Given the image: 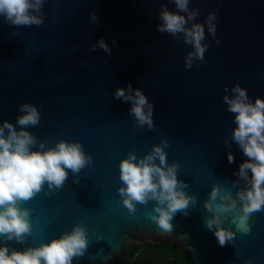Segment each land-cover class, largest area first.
Masks as SVG:
<instances>
[{"label": "water", "instance_id": "obj_1", "mask_svg": "<svg viewBox=\"0 0 264 264\" xmlns=\"http://www.w3.org/2000/svg\"><path fill=\"white\" fill-rule=\"evenodd\" d=\"M162 5L176 11L169 0H46L39 27L11 26L0 17V124L15 125L23 114L19 106L35 104L40 123L26 130L46 140V148L60 140L79 142L93 160L78 174L69 170L62 189L46 195L45 184L22 202V208L31 209L33 233L24 243L0 238V247L24 251L83 224L89 245L73 264H113L142 242L172 244L191 264H245L249 258L264 264V210L252 214L247 235L232 223L243 215L239 206L222 214L224 227L236 232L235 243L222 247L206 226L211 213L204 207L214 185L227 187L234 198L246 186L241 180L232 187L248 158L231 140L237 125L223 96L240 84L253 102L264 98V0H190V9H200L195 22L205 24L204 43L209 44L205 60L191 69L185 57L193 48L182 34L156 30ZM93 12L97 23L90 21ZM210 12L217 13L219 44L207 31ZM100 38L112 47L110 55L99 48L90 51ZM129 83L154 103V129L140 127L129 114L131 102L113 95ZM164 139L168 164L180 165L177 178L196 197L174 215L170 234H162L150 219L156 201L137 204L130 213L118 191L120 162L130 152L147 155Z\"/></svg>", "mask_w": 264, "mask_h": 264}, {"label": "clouds", "instance_id": "obj_2", "mask_svg": "<svg viewBox=\"0 0 264 264\" xmlns=\"http://www.w3.org/2000/svg\"><path fill=\"white\" fill-rule=\"evenodd\" d=\"M45 2L0 0V17H4L11 26L39 27L44 23L42 9ZM169 2L175 4L176 11H170L162 5L158 17L161 23L156 30L173 37L182 34L184 43L193 48L185 57V67L191 69L195 61L205 60V52L209 47V44L204 43L205 24L195 22L201 13L199 8L190 9V0ZM89 18L92 23L98 22L95 12ZM216 20L217 13L210 12L205 23L208 33L219 44L220 40L216 39ZM190 22L191 26H188ZM112 44L116 45L117 41L114 39ZM98 48L109 55L112 52V47L103 38L93 44L90 51ZM230 91L232 95L225 94L223 101L228 106L227 111L235 114L234 123L237 126L231 140L248 159L240 164L235 173L239 179L232 187H236L241 180L246 183L244 188L236 192L235 198L230 189L216 184L211 189L209 199L204 202L205 209L211 213L206 226L214 231L222 247L229 242L234 244L236 237V232L224 227L222 214L235 212L239 206L243 215L234 216L232 223L247 235L251 232L249 220L252 214L264 210V98L257 97L253 102L247 89L240 84H236ZM228 92L226 86L225 93ZM113 95L116 99L131 102L129 114L140 127L146 125L149 130L154 129L155 105L141 89H134L129 83L127 88H117ZM19 111L23 114L17 117L15 125L7 120L0 124V238L5 242L14 240L24 243L32 235L33 228L29 219L31 209L22 208L21 203L33 199L44 190L45 184L48 188L46 195L62 189L69 170L78 174L91 165L93 160L79 142L60 140L53 147L46 148V140L38 141L34 134L26 130L40 123L41 113L37 106L25 102L19 106ZM37 145L38 150L34 151ZM225 145L228 148L232 146L228 139ZM167 147L169 141L164 139L143 157L138 158L135 152H130L119 165L122 186L118 191L123 205L130 213H135L137 204L147 205L149 201H156L155 214L150 215V219L162 234L173 231L171 221L177 212L196 202V197L188 195L184 190L189 185L177 178L180 165L176 162L168 164ZM228 161L235 162L231 152L228 153ZM101 239L102 236L97 237V240ZM88 245L87 227L77 224L70 232L66 231L58 239L38 247H29L24 251H10L8 246L0 247V264H73L74 258L86 254ZM245 264H252L251 258Z\"/></svg>", "mask_w": 264, "mask_h": 264}, {"label": "trees", "instance_id": "obj_3", "mask_svg": "<svg viewBox=\"0 0 264 264\" xmlns=\"http://www.w3.org/2000/svg\"><path fill=\"white\" fill-rule=\"evenodd\" d=\"M135 249L138 250V254L142 255L149 253L155 259H167L171 264H191L186 255L178 247L172 244L142 242L137 245ZM125 256L127 257V255ZM118 263L119 261L115 260V264Z\"/></svg>", "mask_w": 264, "mask_h": 264}, {"label": "flooded vegetation", "instance_id": "obj_4", "mask_svg": "<svg viewBox=\"0 0 264 264\" xmlns=\"http://www.w3.org/2000/svg\"><path fill=\"white\" fill-rule=\"evenodd\" d=\"M143 255H145V254H142V255L138 254V250H136L134 248V249H132V251L129 254H127V257L123 256L121 259H119L118 260L119 261L118 264H134L135 262H137L138 258L139 257H143ZM124 257H126V258H124ZM113 264H115V261L113 262Z\"/></svg>", "mask_w": 264, "mask_h": 264}, {"label": "rangeland", "instance_id": "obj_5", "mask_svg": "<svg viewBox=\"0 0 264 264\" xmlns=\"http://www.w3.org/2000/svg\"><path fill=\"white\" fill-rule=\"evenodd\" d=\"M134 264H171V263H169L167 259L165 260L155 259L151 255L146 253L145 255H143V257H139L137 262H135Z\"/></svg>", "mask_w": 264, "mask_h": 264}]
</instances>
